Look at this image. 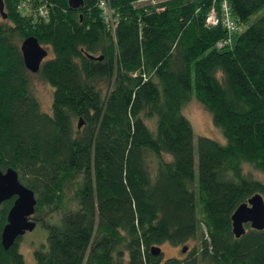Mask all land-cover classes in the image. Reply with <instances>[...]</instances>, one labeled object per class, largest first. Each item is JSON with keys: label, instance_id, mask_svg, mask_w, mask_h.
<instances>
[{"label": "trees", "instance_id": "16d2710c", "mask_svg": "<svg viewBox=\"0 0 264 264\" xmlns=\"http://www.w3.org/2000/svg\"><path fill=\"white\" fill-rule=\"evenodd\" d=\"M106 1L115 26L101 0L76 11L69 0H4L0 169L36 195L32 220L47 241L37 264H264V230L246 225L237 239L232 223L264 197L244 169L264 175V0ZM223 2L233 30L207 25ZM31 37L51 55L37 73L54 89L50 114L21 51ZM193 97L227 140L198 139L197 175L183 114ZM15 199L0 206V264H27L22 238L9 250L1 241ZM190 242L183 259L164 258L163 245Z\"/></svg>", "mask_w": 264, "mask_h": 264}, {"label": "water", "instance_id": "95a60500", "mask_svg": "<svg viewBox=\"0 0 264 264\" xmlns=\"http://www.w3.org/2000/svg\"><path fill=\"white\" fill-rule=\"evenodd\" d=\"M72 10H79L84 6V0H69ZM0 16L8 19L5 12L4 0H0ZM26 68L32 73H39L48 51L44 49L36 38L26 39L21 46ZM83 126L82 120L78 128ZM13 198L14 205L7 217V224L3 228L1 241L5 250H9L16 241L28 232H33L37 226L32 220L37 206L36 195L33 190L23 185L19 174L14 169L2 171L0 169V206ZM233 234L239 239L246 234V225L256 231L264 230V197L256 194L247 203L238 207L232 216ZM152 254L162 253L160 248H152ZM186 249L183 250L185 252Z\"/></svg>", "mask_w": 264, "mask_h": 264}, {"label": "rangeland", "instance_id": "374dc122", "mask_svg": "<svg viewBox=\"0 0 264 264\" xmlns=\"http://www.w3.org/2000/svg\"><path fill=\"white\" fill-rule=\"evenodd\" d=\"M258 17L259 16L253 18L251 20V23H253ZM30 77H31L30 78L31 88L33 89L35 95L39 99L42 110L45 113L50 114L52 112V103H53V94H54L53 87L50 84H48L46 81H44L38 74L31 73ZM183 114L191 122L194 130L195 165H196L195 169L197 175L198 174V152H197L198 139L200 137H207L214 141L219 142L222 145H226L227 140L223 134L222 129L216 127L213 124L212 114L195 97H193L192 100L189 102V104L185 106L183 110ZM152 121L154 123V126L153 123H150ZM147 125L151 130H154V132L156 131V119H150ZM244 169L246 172L251 173L253 176H255L264 183V175L262 173L258 172L248 164L244 165ZM68 197L69 198L73 197V191L68 192ZM20 238L22 239L19 245V250L23 255L26 263L37 264L34 257V251H37L43 243H47L44 231L41 230V227L37 224L33 232H28L23 237ZM195 245H197L196 242H190L187 245H182L179 247H173L169 244H165L161 247V249L163 251V256L165 259H170V258L183 259L184 256L194 248ZM184 247L188 248L185 253H183L182 251Z\"/></svg>", "mask_w": 264, "mask_h": 264}, {"label": "built area", "instance_id": "2783aa9c", "mask_svg": "<svg viewBox=\"0 0 264 264\" xmlns=\"http://www.w3.org/2000/svg\"><path fill=\"white\" fill-rule=\"evenodd\" d=\"M27 1L30 2L31 0H27ZM168 1L169 0H161V1L160 0H147V1H141L140 3H150L152 5H158L161 2L166 3ZM99 7L102 11V14H103L102 16H103V19L105 20V22H107L109 25L112 23L115 26V22H116V20H118V18H115L113 16V11L111 10L109 5L107 4V1L101 0V2H99ZM46 11L47 10L45 7H41L40 13H39L40 17L47 18L48 12H46ZM230 11L231 10H230V7L227 4V2H225V3L223 2L219 10L217 9L216 6H213L207 15V25L212 26V27H217V26L221 25L224 28L226 27L229 30L235 29L236 26L231 20V12ZM114 18L116 20H114ZM229 43H230L229 41H225V42H220L218 45H219V47H222L224 44H229Z\"/></svg>", "mask_w": 264, "mask_h": 264}, {"label": "bare ground", "instance_id": "6f19581e", "mask_svg": "<svg viewBox=\"0 0 264 264\" xmlns=\"http://www.w3.org/2000/svg\"><path fill=\"white\" fill-rule=\"evenodd\" d=\"M162 10H160V12H161ZM101 12V11H100ZM214 29V28H213ZM109 30V29H108ZM111 33L113 34V32L111 31Z\"/></svg>", "mask_w": 264, "mask_h": 264}, {"label": "flooded vegetation", "instance_id": "af4514ba", "mask_svg": "<svg viewBox=\"0 0 264 264\" xmlns=\"http://www.w3.org/2000/svg\"><path fill=\"white\" fill-rule=\"evenodd\" d=\"M187 249H188V248H186V251H187ZM186 251H185V252H186Z\"/></svg>", "mask_w": 264, "mask_h": 264}]
</instances>
